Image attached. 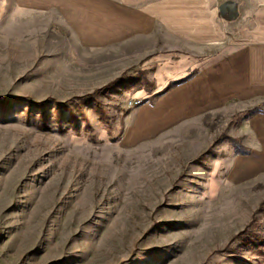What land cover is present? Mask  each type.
Listing matches in <instances>:
<instances>
[{"label":"rangeland","instance_id":"1","mask_svg":"<svg viewBox=\"0 0 264 264\" xmlns=\"http://www.w3.org/2000/svg\"><path fill=\"white\" fill-rule=\"evenodd\" d=\"M248 2L264 0H219L228 36ZM106 5L0 0V264H264V175L227 177L234 120L121 142L137 105L211 57L84 44L116 37Z\"/></svg>","mask_w":264,"mask_h":264},{"label":"crops","instance_id":"2","mask_svg":"<svg viewBox=\"0 0 264 264\" xmlns=\"http://www.w3.org/2000/svg\"><path fill=\"white\" fill-rule=\"evenodd\" d=\"M105 3L101 10L114 19L116 37L84 44L147 40L165 52L211 57L183 82L137 105L121 142L161 143L164 137L195 135L219 119L234 120L229 135L249 152L229 155L227 177L244 183L264 175V3L248 2V22L230 36L220 22L219 0ZM236 115H241L238 121Z\"/></svg>","mask_w":264,"mask_h":264},{"label":"trees","instance_id":"3","mask_svg":"<svg viewBox=\"0 0 264 264\" xmlns=\"http://www.w3.org/2000/svg\"><path fill=\"white\" fill-rule=\"evenodd\" d=\"M191 74H193V73H190V74H188L187 76H185L184 78L172 82V83L169 84V85H168L163 91H161L160 93H158L157 96H159V95H161L162 93H164L168 88H171V87H173L174 85L183 82L184 80H186L187 78H189ZM102 90H104L103 87H101V88L98 89L97 91H93L91 94H95V93L100 94ZM229 141H234V140H233V139H229ZM248 152H249L248 150H247V151H246V150H244V151H238V150H237L236 153H239V154H248Z\"/></svg>","mask_w":264,"mask_h":264}]
</instances>
